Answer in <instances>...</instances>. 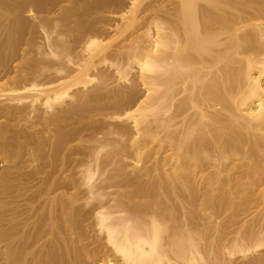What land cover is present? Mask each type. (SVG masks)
<instances>
[{"label":"bare ground","instance_id":"6f19581e","mask_svg":"<svg viewBox=\"0 0 264 264\" xmlns=\"http://www.w3.org/2000/svg\"><path fill=\"white\" fill-rule=\"evenodd\" d=\"M261 250L264 0H0V264Z\"/></svg>","mask_w":264,"mask_h":264},{"label":"rangeland","instance_id":"374dc122","mask_svg":"<svg viewBox=\"0 0 264 264\" xmlns=\"http://www.w3.org/2000/svg\"><path fill=\"white\" fill-rule=\"evenodd\" d=\"M40 15V14H39ZM29 15L26 13L25 14V17H28ZM29 18L31 19V17L29 16L28 17V20H29ZM32 21V19L31 20H29V22H31ZM32 22H34V21H32ZM41 30V31H40ZM39 30V32H38V34H37V36H36V38H35V40H36V42L39 44V46H42L43 47V45H44V47H48V42H47V39H45V36H46V34H45V31H43L42 29H40ZM52 32H54V33H52ZM52 34H54V35H52ZM45 35V36H44ZM113 35V34H112ZM53 36V37H52ZM55 36V37H54ZM62 38H60V40L59 41H61V39H63L62 41H65L66 40V37L65 36H62V35H60ZM64 37V38H63ZM51 38H54V39H58L59 38V34L57 33V32H55V31H51ZM43 47V49H46V52H48V54H47V57L48 58H50L51 56H49V54H50V52H51V49L50 48H44ZM74 56V55H73ZM142 90V89H141ZM143 92H144V90H143ZM101 179H99L98 180V182L100 181ZM184 203H186V202H184ZM183 203V204H184ZM200 204V203H199ZM186 205V211L187 210H189V211H191L193 208H189V204H185ZM189 208V209H188ZM191 209V210H190ZM183 212H185V210H182ZM192 211H195V208L192 210ZM207 215V213H201L200 215L201 216H199V217H201V218H199V221L201 220L202 222L201 223H199V221L197 220V222L196 223H198V225H200V227H197V226H195V230H197V233H196V231H195V233L196 234H198V236H196V234H194L195 236H196V239H199V242H200V244H201V246H202V244H204V246L206 247L207 246V244L204 242V243H202L201 241H200V232L202 231V225H204V224H206L205 223V220H206V222H208L209 221V219H210V213L208 212V214H210L209 216H206ZM220 214H221V217H220ZM220 214H217V215H215V216H217L216 218L218 219V220H216V219H214V216H213V219H214V221L216 222V223H218V221L221 223V224H223V225H227V224H230V222L232 221V218H230V214L229 213H227V212H223V213H220ZM204 217H203V216ZM252 217H253V215H251V216H247V214H243V215H241L240 216V218H239V221H249V222H251V220H252ZM181 219H185L184 221H187L186 220V218H185V216H183V217H180ZM204 218V219H203ZM206 218V219H205ZM180 219V221H182ZM225 222V223H224ZM197 228V229H196ZM200 228V229H199ZM198 231H199V233H198ZM214 232H212V236L214 237V238H217V237H219V234L217 233V232H215V230H213ZM96 232V231H95ZM94 232V233H95ZM232 232V229H230V228H227L226 230H225V234H226V237H225V240L223 241L225 244H228L229 243V239L231 238V234H229V233H231ZM93 234V232H91V235ZM96 235V234H95ZM93 237H94V234L92 235ZM98 235H96V237H97ZM198 237V238H197ZM103 238V235H100L99 236V239H102ZM103 242H105L104 240H102ZM263 255L264 254V250H261V251H259V252H257V253H255L254 255H250V256H248L247 258H245V259H242V258H238V256L237 257H235L236 259H231V261H228L226 264H245V262H247L248 261V258H250L251 256L252 257H255V256H259V255Z\"/></svg>","mask_w":264,"mask_h":264}]
</instances>
